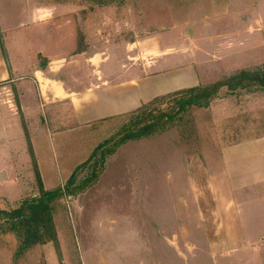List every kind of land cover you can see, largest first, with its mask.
I'll use <instances>...</instances> for the list:
<instances>
[{
  "label": "crops",
  "instance_id": "obj_1",
  "mask_svg": "<svg viewBox=\"0 0 264 264\" xmlns=\"http://www.w3.org/2000/svg\"><path fill=\"white\" fill-rule=\"evenodd\" d=\"M75 2L0 0V148L7 146L12 165L2 180L19 177L15 163L32 165L37 180L35 162L43 187L47 177L70 179L76 124L89 129L93 120L125 114L130 101L133 112L160 96L264 69V0H102L88 12ZM176 11L182 21L171 26L166 15ZM153 79L166 91L137 98ZM263 97L217 98L203 122L216 162L211 193L226 231L224 247H212L213 264H264ZM44 119L61 125L44 130ZM127 243L131 251L115 244L109 262L94 264H166L146 233Z\"/></svg>",
  "mask_w": 264,
  "mask_h": 264
},
{
  "label": "rangeland",
  "instance_id": "obj_2",
  "mask_svg": "<svg viewBox=\"0 0 264 264\" xmlns=\"http://www.w3.org/2000/svg\"><path fill=\"white\" fill-rule=\"evenodd\" d=\"M51 1L54 0H44V4H50ZM55 1L67 3L73 0ZM76 1L79 11L86 8L84 12H88L93 9L91 6H98L102 0ZM177 11L173 18L166 15V21L171 26L182 21ZM192 18L184 17L183 21ZM46 60L41 58L42 65L46 64ZM259 70L261 73L252 71L245 74L247 78L243 80L244 74L241 73L226 78L220 86H211L209 89L216 91L219 99L226 98L234 91L237 95L246 93L250 96H264L261 83L264 81V69ZM128 78L124 76V79ZM159 82L153 79L152 85H142L137 98L145 99L152 94L164 93L166 83ZM178 88L176 86V89L168 91ZM189 97L165 98L149 107L151 112L145 110L135 117L132 116L134 111L130 112L135 101H130L123 109L127 110L125 114L93 120L89 129L79 128L76 124L75 143L72 147L76 158L69 166V170L77 168L74 183L68 187L70 179L62 180L61 174V179L47 177L43 180L47 190H62V198L51 202L53 220L60 238L59 247L49 242L25 248L28 230L19 224L20 236L13 228L17 220L13 222L0 213V264H83L85 258L86 264H94L99 258L109 262L110 257H113V246L118 244L120 248L128 250L131 245L126 244V240H138L139 231L146 233L149 240L155 241V248L161 254L166 253V264H213L212 247H216L217 242L220 248L224 247L221 240H226V231L221 226L218 206L211 193L216 183L210 168L215 169L216 162L209 153L211 148L203 125V122H210L212 117V102L205 108L189 107L186 111L180 110L181 101ZM163 113L172 116L171 119L163 117L159 120V126H167L164 131L147 139L128 142L101 162L114 142L124 136L123 130L130 123L142 122L141 125L132 126L133 129L138 128ZM59 125L54 123L49 127L44 119V130L50 128L52 131ZM0 135L3 136V133ZM109 138H113L112 142L97 151L96 147ZM202 143L205 145V156L210 157L209 163L204 157L203 160L201 158ZM6 147L0 148V172L4 167L12 168ZM95 150L96 157L90 158ZM26 157L21 155L23 160ZM83 163L84 166L81 165ZM14 167L19 172L16 180H2L0 175V210L8 214L19 210L25 201L41 197L32 165L15 163ZM46 167L50 171V166ZM92 175L99 176V179L91 189L88 187L82 192L77 190ZM156 240H161L160 248ZM216 251L215 248L213 252ZM151 263L159 264L161 261L155 258ZM219 263H223V260Z\"/></svg>",
  "mask_w": 264,
  "mask_h": 264
},
{
  "label": "trees",
  "instance_id": "obj_3",
  "mask_svg": "<svg viewBox=\"0 0 264 264\" xmlns=\"http://www.w3.org/2000/svg\"><path fill=\"white\" fill-rule=\"evenodd\" d=\"M258 71V72H257ZM255 71L256 73H261V70ZM264 73V71H262ZM249 72H241L240 75L242 76V80L247 78L245 74H248ZM255 73V74H256ZM235 79L237 77L235 76ZM234 79V80H235ZM249 81V80H248ZM262 87L264 88V81L261 82ZM220 83L213 84L207 87H195V88H190V89H185L181 90L178 92H175L173 94H170L168 96H163L160 98H155L149 103H143L137 110H135L132 113V116L135 117L139 115V113L144 112L145 110L150 111L148 108L155 105L159 101L165 100L166 99H177V98H184L187 95H190L189 98L181 101L180 103V110L186 111L187 108L189 107H196V108H205L207 107L212 101L218 98V93H215L216 91H212L209 89L211 86H220ZM216 86V87H217ZM222 86V85H221ZM253 92H256L253 90ZM231 93H237L236 91L231 92ZM151 112V111H150ZM163 117H166V119L169 117L170 119L172 116L165 115L164 113L158 117L155 120H151L149 123H144V126H139L138 128H132V126L135 125H141L142 122H136V123H130L125 129L123 130L125 132L124 136L116 143L114 142V146L107 151V155L103 156L101 159V162H104V159L107 156H110L112 154H115L117 150L125 145L128 142L132 141H139L143 139L150 138L154 135H156L159 132L164 131L167 126H159V120H161ZM113 138L107 139L104 143H102L96 150L98 151L99 149H103L106 145L111 143ZM116 143V144H115ZM95 150V151H96ZM97 151L93 154L92 157H96ZM35 162V161H34ZM86 164V163H85ZM85 164H82L84 166ZM34 168L37 176V181L40 187V192H41V197L39 199H34L30 201H25L24 205L19 208V210L13 212L12 214H8L6 212H3L0 210L1 214L6 215L9 217L13 222L17 220L13 224V228L15 229V232L20 233L18 230V225L20 224L21 227L26 228L28 231L26 232V244L24 245L25 248L30 247V245H35V244H47L49 242L54 243L56 246L59 247L58 243V233L56 231V227L54 224L53 220V214H52V207H51V202L54 200H57L59 198H62V190L58 189L55 191H45L43 187L42 180L40 178V173L37 168L36 162L34 163ZM77 171V170H76ZM75 171V172H76ZM74 172V174H75ZM74 174L69 180V185L70 187L74 183ZM99 179V176H91L90 178H86L84 182L79 185L80 191H84L88 187L90 188L95 182ZM67 187V191H68ZM66 191V190H65ZM47 233L48 235H45ZM21 236V233H20ZM44 237L46 239L44 240ZM29 240H33V242H30Z\"/></svg>",
  "mask_w": 264,
  "mask_h": 264
}]
</instances>
